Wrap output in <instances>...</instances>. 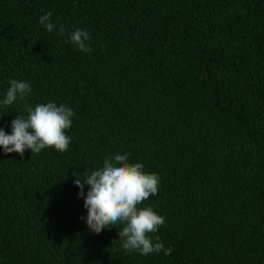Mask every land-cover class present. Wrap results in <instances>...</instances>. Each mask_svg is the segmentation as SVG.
<instances>
[{"label":"trees","instance_id":"16d2710c","mask_svg":"<svg viewBox=\"0 0 264 264\" xmlns=\"http://www.w3.org/2000/svg\"><path fill=\"white\" fill-rule=\"evenodd\" d=\"M12 79L31 92L5 106ZM48 102L73 109L71 142L0 148V264H264V0H0V127ZM115 153L158 174L138 208L170 255L80 219L74 179Z\"/></svg>","mask_w":264,"mask_h":264},{"label":"clouds","instance_id":"9594fccd","mask_svg":"<svg viewBox=\"0 0 264 264\" xmlns=\"http://www.w3.org/2000/svg\"><path fill=\"white\" fill-rule=\"evenodd\" d=\"M51 17L52 13L48 12L39 18V23L48 32L58 31L63 36L65 28H57ZM69 39L81 52L92 51L91 36L86 30L77 28ZM30 92V83L12 79L2 103L12 105L18 99L24 100ZM25 110L26 116L16 115L11 121L10 134L0 127V148L4 153L14 152L22 157L26 149L32 153H39L46 147L61 153L68 150L71 138L65 130L72 125V108L48 102L34 108L26 106ZM128 157V153L112 154L104 159L101 168H90L76 176L73 183L79 189L78 197L84 199L83 206L87 210V216L80 219L96 234L105 228L123 225L119 230V241L129 254L135 251L148 255L163 251L164 255H170L171 247L165 248L158 236L151 235L166 224V218L151 207L138 208L150 196L157 194L160 178L156 173H145L141 163H129ZM85 185L88 186L86 195Z\"/></svg>","mask_w":264,"mask_h":264}]
</instances>
